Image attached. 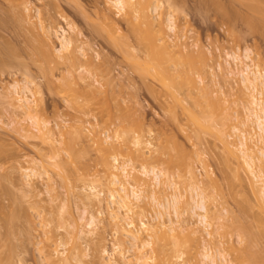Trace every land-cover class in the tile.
I'll return each instance as SVG.
<instances>
[{"label":"rangeland","instance_id":"1","mask_svg":"<svg viewBox=\"0 0 264 264\" xmlns=\"http://www.w3.org/2000/svg\"><path fill=\"white\" fill-rule=\"evenodd\" d=\"M162 1L161 15L166 17L169 11H175L178 23L182 27L183 33L180 32L182 40L179 42L186 45L185 48L181 47L183 53L188 55L191 52L200 51L203 54L201 66L203 69L193 74V77L199 87L207 85V90L212 92L210 97H204L206 100L208 99L207 102H203L204 98L198 95L199 98L201 97L200 102L194 104V101L190 100L188 96L185 97L186 93L183 89L175 88H178L177 85L173 87L170 84L172 88H166V86H162L163 83L158 77V79L154 77L156 74L153 75L154 73L151 71L152 75L151 73H142L144 71L142 67L145 66L146 60L149 61V53L145 47L146 40L141 42L145 41L144 46L138 42V38L141 41L145 37L143 33L146 32L140 28L143 32L141 33V35L143 34L142 38H140L138 28H136L135 34L139 33L140 37L130 33V31L134 32L131 30L133 26H130L114 7L111 8L107 0H19V2L17 0L15 2L18 5L8 0H0V59L2 57L3 61L0 63V205H2L0 207L3 208V211H0V253L8 256L12 254L13 264H48L45 258L52 255L53 259L50 262L53 263L50 264H66L65 258L69 255L72 257L71 264H78V260L83 264H101L110 258L107 254L104 256L103 248H107V251L114 258L116 257L113 244L120 238H117L120 233H116V229L114 226L112 227L109 217L106 215L105 199L109 196V189L112 186L105 165L102 163L104 162V158L101 159L103 156L100 155L102 153H107L106 157L111 163H115L113 157L117 155L120 163L130 162L132 166H129V170L131 169L134 176L138 173V175L141 174V167L144 164L149 167L154 166L162 171L165 168L164 172H169L170 176L174 174L171 178L175 176L170 181L175 184L177 182L178 191L188 198L191 196L190 186L194 185V180L189 178L190 171L188 173L187 171L188 169L194 170L197 180L203 181L201 185L197 184V186L206 189L204 192L209 194L207 201L211 204L209 202L207 204L212 209L210 218L213 220L214 229L218 232H215L213 236V239L217 237V241H214L216 250L221 249L228 264H240L239 262L259 264V260H254L255 258L249 260V258L238 257L246 256V251L250 250L251 252L253 248L250 246V249H243L244 246L247 247L248 244L253 243L250 242L252 239L249 237L251 240L249 239V243L246 244V240L242 238L243 235H246L249 230L252 232L251 229L255 235L259 231L256 229L258 228L256 223L264 222V206L261 201L264 198L260 199L262 196L259 195L263 191L260 193L254 187L245 167L240 164L241 162L236 156L228 151L224 140L214 134L215 130L205 131L199 127L196 130L197 127H194L196 125L191 115L193 113L200 116L204 114V119L201 118L203 123L206 119L208 121L214 119L212 124L216 122L215 124L221 125L222 122H226L227 126H224L226 130H232L236 125L240 126L238 121L244 116L243 110L250 92L245 90L244 93V88L239 85L241 83L239 78L228 73L227 70L235 69L236 64L233 59L227 57V54L244 55L249 50L250 59H254L252 64L259 67L264 73V32L261 35L263 28L260 26H264L261 19H264V11L263 16L261 14L264 8L261 9V15L257 13L261 18L257 17L256 19L255 17L258 15L253 14L257 22L261 19L262 24L258 22L260 24L258 26L261 28L259 31L256 30L259 29L257 26L255 29L241 19L242 12L246 15L253 13L250 7L248 8V4L247 7L243 5L246 4L244 1L222 0L225 1L224 4L227 1L228 5H224L225 8L221 5L222 9L231 8L228 10L229 15L233 17L231 22L224 20L221 17L222 14L218 13L220 11L216 12L217 5L213 6L215 0H174V2L172 1L173 5L171 1ZM217 1L215 2L218 3ZM222 1L220 2L222 3ZM229 1H234V3L230 4ZM260 5L264 6L261 2ZM203 9L211 12L206 13L202 11ZM232 9L235 13H232ZM234 9L240 10V20L236 13L238 11ZM20 10L24 12L25 17L18 13L22 12ZM19 14L22 16L21 18ZM243 14L242 18L246 17V15L243 17ZM253 15H250V18H253ZM247 17L249 18L248 15ZM165 29L168 33L166 27ZM64 30L67 31V36L76 41L72 50L58 54L57 50L60 48L58 37ZM170 34L173 33L169 32L168 37ZM169 40L172 41L170 38ZM118 41L122 44H119ZM79 48H83L82 53ZM84 53L86 56H82ZM4 60L8 61L4 62ZM138 63L141 67L137 65ZM3 64L5 65L3 66ZM80 64L85 69L80 70ZM137 67H140L142 71H139ZM85 70L89 72L87 73ZM90 71L93 73L91 74ZM80 74L85 76L84 78L87 77L88 80L81 79L83 77L80 78ZM88 76H93L92 80ZM27 80L33 82L32 88L36 92L38 117L42 125H46V128L49 129L47 135L50 137L38 134L39 132L34 129L32 122L24 115L22 116L21 110L17 107L19 102L16 100L17 96L14 95L15 92L11 85L15 83L23 85ZM88 84L92 85L91 88ZM96 84L97 86H95ZM263 84L259 86L261 93L264 91ZM96 87L98 88L96 89ZM220 88L226 94V98L221 99L223 102L216 99L218 94L220 96ZM101 90L104 93L99 95ZM86 91L87 93H85ZM244 94H248V97H245ZM90 95H93V98ZM113 95L117 97H113ZM83 96L86 100L82 98ZM195 96L197 95L195 94ZM260 96L262 97V95ZM183 98L188 99L184 100ZM91 100H95V103ZM197 114L194 115L199 117ZM108 116H110L109 119ZM217 117L220 118L219 122ZM208 121L207 123H209ZM217 128L221 129L218 125ZM96 130L100 131H98L99 134L93 133L97 132ZM194 130L199 131L200 133L196 132L199 135L202 133L201 136L194 135ZM124 132L129 139L127 142L124 141L126 140ZM95 135L99 138L102 137L103 144L108 145V148L105 146L101 148L104 150L103 152L97 146L98 138ZM109 136L111 139H107ZM136 136L141 137L144 142L140 147L135 146L132 142ZM196 136L201 140L198 141ZM95 137L96 141H94ZM148 141L152 142V146L146 144ZM92 142L94 143L92 144ZM115 145L116 147H114ZM97 148L99 151L101 150V153L97 151ZM137 150H141L142 153L139 151L140 155H138ZM173 156L180 162L172 163L173 160L175 161L172 159ZM182 162L185 164L183 165ZM169 163L176 166L175 169ZM186 163L192 166L188 168ZM177 164L179 167L180 165L184 167L179 168ZM27 168H30V172L29 169L25 171ZM208 171L211 176L207 175ZM26 174L27 176H25ZM239 174L240 176H238ZM161 179L165 182L164 178ZM213 179H217L218 181H215L218 184L215 181L216 185L212 183ZM151 182L148 179V183ZM167 183L169 184V182H165V184ZM94 185L97 187V191H101L100 197L105 202L100 207L101 209L97 207L99 206L97 203L96 206L93 205L91 187ZM162 185L156 188L158 198H161V194L167 196L164 192L168 190L169 193L171 192V189H168L166 185L164 188H167L165 189L167 191L163 192ZM258 185L264 186V182L259 180ZM108 187L110 188L108 189ZM143 187L142 185L139 188ZM219 189L221 190L219 191ZM160 190H162L161 193H158ZM148 191L142 193L147 202L150 194ZM145 203L141 202V206L135 208V213L138 216L137 212H139V217H136L135 214L132 215L135 216L137 223L140 218H143L140 214L144 210L146 211H144L146 217L143 218L145 221H153V218L156 217L152 206L148 205L146 208ZM98 208L103 212L106 211L103 213L104 217L98 215L101 220L98 221L97 232L87 241L79 240L75 244L72 241L73 231L76 228L83 229L90 214H98L100 211ZM17 209L22 212V215L18 221L17 218L14 219V224L11 223L13 227H10L12 233L9 232V234L11 233L9 236L6 231H9L8 223L10 224L11 221L7 220L12 216L9 215L10 212L16 213ZM14 210L17 211L14 212ZM190 213H188L189 215L185 214V222L189 221L193 225L191 226L189 222L187 225L196 228L197 225L194 226V224H196L197 217L192 215L190 217ZM217 213L222 215L220 219ZM232 213H236V215H232ZM8 215L10 217L6 220ZM193 217L194 219H192ZM4 221L6 222L4 223ZM193 221L195 222L193 223ZM183 224V226H187L185 223ZM240 224L244 227L249 224L251 229H247L249 225L247 228L242 227L244 231L246 230L244 234L241 228L235 229ZM261 224L259 225L261 226ZM190 227L187 226V228ZM254 229L256 230L254 231ZM47 232L48 234H46ZM241 232L243 234H240ZM261 232L263 230L256 234L261 235ZM253 234L251 236L254 237ZM202 235L207 240L205 234L202 233ZM254 238L257 236L255 235ZM262 238L254 239L256 249L254 246L253 252L264 253ZM180 240L185 241L184 238H180ZM200 241L199 246L206 243ZM194 245L196 244L194 243L191 248V257L187 258L186 256L185 258L187 264L202 263L200 255H198L201 251L200 247V251H197L198 249L195 248L198 247ZM236 260L239 262L237 263ZM249 261L252 262L249 263ZM262 261L263 259L261 263Z\"/></svg>","mask_w":264,"mask_h":264},{"label":"bare ground","instance_id":"2","mask_svg":"<svg viewBox=\"0 0 264 264\" xmlns=\"http://www.w3.org/2000/svg\"><path fill=\"white\" fill-rule=\"evenodd\" d=\"M8 1L17 4L15 2L17 0H8ZM168 1H171V4L174 2V0H168ZM175 1H177V0H175ZM215 1H217V0H215ZM215 1L213 2L214 3L213 6L217 5V7H216L217 11L216 12L220 11L218 13L220 15L222 14L221 17H223L224 20H227V22H229V21L231 22V18H233V17H231V15H229V13H228V10L231 8L228 9V7H227L228 5L226 4L227 1L225 4H224L225 1L223 2L222 0H218L217 1L218 3H216ZM220 1H222V3ZM234 1H231V2L234 3ZM241 1L246 2V4L244 3L243 5L244 6L246 5V7H247V4H248L249 5L248 8L250 7V9H251V11H253V13L247 14L249 16V18H248L246 13L243 14V12H242L243 17L245 15L247 17V18L244 17L245 18L244 19V18H242V14H240L239 9H234V10H237L239 13L238 12H236V13L238 15L240 14L241 19L244 20L245 22H247V24L250 25L251 27H253V28L255 27V29H256L257 27L259 28L261 26V28H263L261 31L262 32L261 35H263L264 26H262L260 24H262V22H264V19L261 18V16L259 17V14L261 12V9L264 8L263 5H260V2H261V4H264V0L263 1L262 0L261 1L260 0H240V2ZM18 2H19V0H18ZM107 2H108V4L110 3L111 8L114 7L118 11V13L122 14V16L124 17V20L127 21V23L130 26L134 27V28L132 27V29H131L134 32L130 31V33H132V34L134 33V35H136L138 37L139 33H140V35H141V33H143L141 31V29H143V31L146 32V33H143V34H145V37H144L145 39L142 38L143 34L141 35V37L139 35V37L142 38V40L140 41L138 38V42H140V44L144 45L145 41L143 43H141V42L143 40H146L145 43H147V44H145L146 46L145 45L144 46L146 47V50L149 53L148 54L149 61L146 60L145 66L142 67L144 71L141 70V68H140L141 66L138 63L137 65L140 66V67H137V68H139V71L141 70L142 73H144V72L151 73L152 72V73H154L153 75L156 74V76H154V77H156V78L158 77L160 79V81L163 83L162 86H166V88H169V89L172 88V86L170 84H172L173 87L177 85L178 88L177 87H175V88L177 90L183 89L184 93H186L185 97L188 96L190 98V100L194 101V104L199 103L201 97H203V98L204 97H210V94L212 92L210 93L209 90H207V88H208L207 85H203L202 87L201 86L199 87L198 84L195 82L194 77H193V74H196L197 72H199L203 69V68H201L203 54L200 51L199 52L194 51V52H191L190 54H188L189 55L188 56L187 54H184L183 51L181 50V47L185 48L184 46H186V45L179 42L180 40H182L181 35L183 32H182V27L180 26V24L178 23V19L176 18L175 11H169L167 13L166 17H163L160 13V10L162 8V2H163L162 0L161 1L160 0H107ZM231 2H230V4H232ZM175 4H176V2H175ZM199 4H200V2H199ZM221 5H223L222 6L223 8H225L224 5H227L226 6L227 9H222V7H220ZM174 6H172V7H174ZM185 6H186V4H185ZM20 11H22V10H20ZM183 11H184V8H183ZM202 11H205L206 13L211 12V11H207L204 9ZM232 11H233V9H232ZM263 11H264V9L262 10L261 14L263 13ZM156 12H157V15H155ZM18 13H20L21 15L24 16L23 11L18 12ZM198 13H200V12H198ZM232 13H235V12L233 11ZM254 13L255 14L259 13V14H257L258 16H256ZM263 14H262V16H263ZM21 15H20V18L22 17ZM212 15H213V13H212ZM240 15L238 16V18L240 17ZM250 15H253V18L255 17L256 19H257V17L261 18L262 22L260 21L261 19L260 20L258 19L259 20L258 22L259 23L261 22L259 24L255 18L254 19L250 18ZM216 16H218V15H216ZM234 16H236V15L234 14ZM239 20H240V18H239ZM224 23H225V21H224ZM258 24L260 26H258ZM70 25H71V23H70ZM165 27L167 28L168 33L170 32V33H173L174 35L170 34L168 37V33H166ZM74 28H76L75 25H74ZM74 28H73V31H74ZM136 28H138L140 30V31L138 30V32H139V33L137 32L138 34H135V31H137ZM228 28H230L229 25H228ZM261 28L256 29V30L260 31ZM134 29H136V30H134ZM66 32H67L66 30L62 31L60 36L58 37L59 41H60V48L57 50L58 54H60L64 51L72 50L71 48H73L75 45L76 40L70 36H67ZM75 32L78 33L77 31H75ZM79 32H81V31H79ZM180 32H182L181 35H180ZM78 34H80V33H78ZM232 34H235V33H232ZM169 38L172 41H170ZM112 39L114 41V38H112ZM119 44H122V43L119 42ZM120 47H121V45H120ZM122 47H123V45H122ZM35 50H36V48H35ZM80 50L82 53L83 48L82 49L79 48V51ZM8 52H10V51H8ZM9 55H10V53H9ZM250 55L251 54L249 53V50H247L244 53V55L243 54L237 55L236 53L235 54H227V57L229 59H233L234 63L236 64L235 69L231 68V69L227 70L228 73L230 75L232 74L233 76H237L239 78V80L241 82V83H239V85L244 88V93H245V90L250 92L249 97L247 96L248 94H244L245 97H248L249 99L248 100L246 99L247 103H246V106L244 107L245 113L243 110V114H244V116H242L243 118L242 119L237 118V119H240L239 120L240 122L238 121V124L240 123V126L236 125L233 127L232 130L231 129L226 130V128L224 127V126H227L226 122H222V123L220 122L221 125L215 124L216 123L215 122L216 119H215V121H214L215 123L212 124V121L214 119L211 121H208V119H206L209 123H207V121L204 120V123L206 121V124H204L203 121L201 120V118L204 119V114L201 115L203 117H201L197 113H193L191 116L194 119V122H195L194 124L196 125L194 127L195 128L197 127L196 130H198V127H199V129L201 128L205 131H211L212 132L215 130V133L214 132L213 133L215 135L217 134L220 139L224 140V143L226 145L225 147H227L228 151L231 154H233L234 156H236V158L239 159V161L241 162V163L240 162L239 163L245 167L246 172L248 173V175H250V180H251L252 184L254 185V187L256 189H258V192H260V193L263 191L262 192L263 195L259 194L262 196V197H260V199H261V198H264V186H259L258 183H259V180L264 182V98H262V97H264V93H263L264 91L262 90L263 91L262 92L263 94H262L259 86H261V84L264 83V73L259 69V67L252 64V63H254V62H252L254 59L253 60L250 59ZM82 56H86V53H84ZM97 57H98V55H97ZM76 58H78V57L76 56ZM1 59H2V57H1ZM1 59H0V63L3 62ZM79 59H81V58H79ZM79 59H78V61H81ZM7 61L8 60H4V62H7ZM71 61H73V60H71ZM81 64H80V66H81L80 70L85 69V68H83L84 66H82ZM88 64L90 65V63H88ZM133 64H135V63H133ZM227 64H229V63H227ZM4 65L5 64H3V66ZM222 65L223 64L221 63L220 66L222 67ZM154 70L156 73L153 72ZM92 71H93V68H92ZM82 72H84V71L82 70ZM86 72L88 73L89 71H86ZM86 72H85V74H87ZM90 73H91V71H90ZM152 73H151V75H152ZM82 74L85 75L84 73H82ZM98 75H99V73H98ZM81 76L82 75L80 74V78H81ZM85 76H82L83 78H81V79H86L87 77L84 78ZM92 77L88 76V78H91L90 80H92ZM95 77H98V76H95ZM234 78H236V77H234ZM86 80H88V79H86ZM172 81H173V83H172ZM96 82L98 83V80ZM169 82H171V83H169ZM32 86H33V82L30 80H27L26 83H24L23 85H21L19 83H15V84L11 85V88L15 92L14 95L16 94V96H17L16 100H17V102H19L17 104L18 106L16 104L15 105L18 107V109L21 110L20 114H22V116L24 115V117L26 119H28L32 122L34 129H36L39 132L38 134H41L42 136L47 137L48 136L47 134H49V132H48L49 129L46 128V125H42V123L38 117V110H37L38 105L36 104L37 103L36 92L33 90ZM89 86L91 88L92 85H89ZM89 86H88V88H89ZM95 86H97V84ZM98 87H100V86H98ZM98 87H96V89ZM262 87H261V89H263ZM88 88H86V89L89 91ZM243 88H242V90H243ZM176 89H175V92H176ZM258 89L260 92L258 91ZM219 90H220L219 91L220 96L218 94L216 99H218L217 101L223 102L222 100H224L226 98L225 97L226 94H224V92L222 91V88H220ZM13 91H12V93H13ZM219 92H217V93H219ZM85 93H87V91ZM102 93H104V92H102V90H101L99 95H101ZM195 94L197 96H195ZM179 95H180V93H179ZM198 95L201 97L199 98ZM260 95H262V97ZM84 96L82 98L85 99L86 96L85 97ZM115 96L113 95V97H115ZM88 98H90V97H88ZM92 98H90V99H92ZM187 99H184V100H187ZM115 100H116V98H115ZM205 100L206 99L204 98L203 102L208 101V99L206 101ZM94 101L91 100V102H94ZM199 105H201V104H199ZM86 106H87V104H86ZM90 106H91V104H90ZM204 110H206V109L204 108ZM194 114L199 115L200 118ZM238 114H239V112H238ZM109 117L110 116H108V119H109ZM210 117H212V116H210ZM209 119H211V118H209ZM219 119L220 118H218V120H217L218 122H219ZM17 122H18V120H17ZM217 125L221 129L217 128ZM80 130H82V129L80 128ZM196 130H194V135H199L197 133H200V132L196 131ZM76 131H78V130H76ZM87 131H88V129H87ZM87 131H85L86 134H88ZM96 131L97 132H93V133L96 134V133H98L99 130H96ZM123 131L126 132V130H123ZM227 131L228 132L230 131V132L228 133ZM81 133H82V131H81ZM227 133H228V135H227ZM79 134H80V132H79ZM201 134L199 135V137L201 136ZM126 136H127V134L125 133V137ZM44 137H42V138H44ZM48 137H50V136H48ZM123 137H124V135H123ZM123 137H122V139H123ZM125 137H124V139H125ZM127 137H126V140H124L126 142L129 140V139H127ZM97 138H98V140H97ZM97 138L94 141L97 140V143H98L97 146L99 149L103 148V146H105V148L108 146V145L103 144L104 140H102L103 139L102 137H100V138L97 137ZM196 138L198 141L201 140L197 136H196ZM225 138H226V140H225ZM107 139H111L110 136L107 137ZM230 139H232V140H230ZM108 141H110V140H108ZM132 142L134 143L135 146H138V147H140V145L142 146V144L144 143L143 140L141 139V137H139V136H136L135 138H133ZM93 143L94 142H92V144ZM108 144L111 145L110 143H108ZM146 144L148 146H152V142L148 141ZM114 147H116V145ZM98 148H97V151H99ZM118 149H116V150H118ZM73 151H75V150H73ZM103 151L104 150H102V152ZM108 151L110 152V150H108ZM139 151H141V150H137V152H139ZM111 153H112V151H111ZM141 153H142V151H141ZM102 154H100L101 156H103L101 159L104 158L103 159L104 162H102V163L105 165V170L108 174V177L110 178V185L112 186L111 189H109L110 187H108V189L110 190V194L105 199L106 205L104 204V206L108 212V213L106 212V215H108V217H109V222L112 225V227L114 226V228L116 229V233H118V234L120 233V235L117 236V238L118 237H120V238H118V240L116 238L117 241L115 242V244H113L114 248L112 247L113 251L116 254V257L114 258V256L111 255L107 251V248H103L104 249L103 250L104 256H105V254H107L108 256H110V258H109V260H106V261L104 260V262L102 261L103 263H101V264H187L185 258H186V256H187V258H188V256L191 257V255H190V254H192L191 248H193L194 243L196 244L194 246L198 247V248H195V247L194 248L196 250L198 249L197 251L201 250L199 252L200 254H198V255H200V258H201V260H200V262H202L201 264H228V260L225 257V255L221 252V249H218L219 250L218 251V250H216L217 248H215L214 241H217L216 240L217 237H214L215 239H213V236H214L215 232H217V231H216V229H214L213 220L210 218L212 216V214H210V210H212V209H210L208 204H207V202H209V201H207L208 200L207 195H209V194H206L207 192L206 193L204 192L206 189L204 190V189H201L199 186H197V184L201 185V183H203V181L197 180V177L195 175L196 172L194 170L188 169V171H187V173L190 171L189 172L190 174H188L189 178H191V180H194V185L190 186L191 187L190 188L191 196L188 198V196H186L185 194H181L182 193L181 191L180 192L178 191L177 182L175 184V182L170 181L175 176L173 178H171L172 175H174V174H172L170 176L169 172H164L166 170L165 168H164V171H162V170H160L154 166L149 167V165L144 164L141 167L142 170L140 169L142 171V172H140L142 174V175L140 174L142 177L140 175H138L139 173L134 176L131 169L129 170V166L131 165L130 162L126 161L127 162L126 163L124 161V163H122V162L120 163L119 159L117 158V156H118L117 155V156L113 157V160L115 163H111V162H109V158L107 159V157H106L107 153H102ZM135 155H136V153H135ZM138 155H140V152ZM173 157H172V159H175V157L174 158ZM173 162L177 163V162H180V160L178 161V158H176L175 161L174 160L172 161V163ZM178 164H177V166L179 167ZM182 164L184 165L185 163L182 162ZM172 165L170 164V166H172ZM187 166H189V165L187 164ZM187 166H186V168H187ZM191 166H189L188 168H190ZM172 167H174V165ZM175 167H174V169H175ZM180 167H182V165H180ZM28 169L30 172V168H27L25 171H27ZM168 169H169V167L167 168V171H168ZM170 170H171V167H170ZM185 172H186V170H185ZM209 173H210V171H208L207 175H209ZM104 175L106 177V174H104ZM25 176H27V174ZM209 176H211V175H209ZM209 176H207V177H209ZM235 176L237 177V175H235ZM238 176H240V174ZM143 177L146 179H144ZM161 178H164L165 182H169V184L168 183L165 184V182H163V179H161ZM239 178H241V177H239ZM148 179H149V182L152 181L151 182L152 184L148 183ZM215 180L218 181L217 179H213L212 183H214ZM216 181H215V183H216ZM161 184H163L162 188H164L165 187L164 185H166L168 189H171L170 193L168 192L169 190L168 191L165 190L167 188L163 189V192H164V190L168 192V193L164 192L167 194V196H165V194H164L165 197L162 196V194H161V198H164L163 199L164 201L160 197L158 198V195H156V193H157L156 188H157V186H160ZM216 184H218V183H216ZM142 185L144 186L142 188L143 190L139 188ZM262 185H263V183H262ZM149 188H151V189H149ZM148 190H150V191H148ZM220 190L221 189H219V191ZM146 191H148V193H150V194L152 193L151 195L149 194V196H148V199H149L148 202L146 200H144L145 197H144V195H142V193L146 192ZM161 191L162 190H160L158 193H161ZM91 192H92L91 197L94 199L93 205H95L97 203V205H99L97 207L100 208L101 206H103L102 204H103L104 200H102L103 198L100 197V195H102L101 191H99V190L97 191V187L94 185L91 187ZM209 197H212V196H209ZM261 201H262V204L264 206V199H261ZM141 202H143V203L146 202L145 207L148 205L152 206V210L155 212V215H156V217L153 218V221H151V220L145 221V219H143L146 217L145 216L146 213H144L145 210L142 211L143 213L140 211L142 213L140 215L143 218H140L139 219L140 221H138V223H137V220L134 218L135 216H132L133 214L136 215L135 208L138 206H141V204H140ZM0 206L2 207V205H0ZM1 207H0V211L1 210L3 211V208H1ZM17 210H14V212H16ZM11 211H13V210H11ZM105 211L104 212L102 210H100L99 212L97 211L98 212L97 215H93L92 212H91L92 214L89 213L90 217L88 218L84 228L83 229L76 228L73 231L72 241L75 244H77L79 242V240L87 241L91 236H93L97 232L98 221L101 220V219H99L98 215L101 217H104L103 213H105ZM18 212H19V210H18ZM18 212H16V213L10 212L11 214H9V215H12V216L10 217L8 215L6 218V220H7L8 217H10V219H8L7 221H9V222L11 221L10 224L8 223L9 227L7 226L9 231H6V232H8L9 236L12 233V229L10 231V227H13L11 225L14 224V222H15L14 219L17 218V221H18L22 215V212H19V214L21 213L20 215L18 214ZM188 213H190V217H192V216L197 217V219L195 218L197 221H196V224H194V226L197 225L198 227L196 226V228L195 227L191 228L190 227L191 223L189 221H187V223L189 222L190 225L189 224L187 225V223L185 222L186 220L184 219V216H185V214H188ZM16 214L19 215V218H18V215L16 216ZM137 214H138V216L136 215V217H139V212H137ZM217 214H215V215H217ZM0 215H1V213H0ZM215 215H214V217H215ZM218 215L217 216L220 219V217L222 215H220V214H218ZM232 215H236V213H232ZM192 219H194V217ZM5 222L6 221H4V223ZM194 222L195 221H193V223ZM247 222H249V221H247ZM259 222L260 223H258V222L256 223V225L258 227L256 229H257V231L259 230L256 233H260V230H263V232H264V229H263V227H264L263 223L264 222L263 221H259ZM11 223H13V224H11ZM183 223H185L190 228H187V226L186 227L183 226L184 225ZM236 224L237 223H235L234 225H236ZM250 224H251V222H250ZM259 224H261L262 227ZM238 225H239V223H238ZM248 225L246 224L245 227L247 228ZM240 226H236L235 229L241 228V231L243 230L242 232L244 233L246 231V230L244 231V228H245L244 225L242 226L240 224ZM251 226H253V225H251ZM242 227H244V228L242 229ZM260 227H261V229H260ZM8 229H6V230H8ZM247 229L248 230L251 229L250 225ZM256 229H254V231ZM251 231L253 232L252 229H251ZM9 232H11V233L9 234ZM242 232L240 234H243ZM249 232H250V230H249ZM249 232L248 231H247V233L245 232L246 235H243V237L241 235V237L244 240H246L245 241L246 244L249 243L248 240L250 238L252 239V240L250 239L251 243L255 242L254 239L256 240L258 238V240H259L260 237L262 238V236H263L262 239L264 240V233L263 232H261L262 233L261 235L260 234L257 235L255 233L257 238H254L255 237V235L253 234L254 232L253 233L250 232V234H249ZM70 233H71V231H70ZM202 233L205 234V236L207 237V240H206V238L203 237ZM251 233L254 235V237L251 236L252 235ZM46 234H48V232ZM247 234L250 236H248ZM197 235H198V237H196ZM259 235H260V237H259ZM247 237H248V239H247ZM180 238H184L185 241L180 240ZM200 239H201V241L206 242L202 246L201 245L199 246ZM256 242H258V241H256ZM259 242H261V241H259ZM252 244H250V245L248 244V246H247L248 248L246 246H244V248H243L244 250H245V248L250 249L249 247L251 246V248L253 247L251 252H250V250H248L249 252L246 251L247 253H245V251L242 249L243 253H245V255L247 257L240 254L241 257H238V258H241V259L242 258H244V259L249 258V260H252L251 258H255L254 260L258 259L260 261L259 262L257 260L259 264L261 263V260L263 259L262 263H264V253L262 254V252L258 253L256 251H255L256 253L253 252V250L256 249V245H255V243L253 245ZM263 245H264V243H263ZM254 246H255V249H254ZM258 246H259V244H258ZM199 247H200V250H199ZM201 248H203V249H201ZM233 249H234V247H233ZM240 249H241V247H240ZM113 251H112V253L114 254ZM257 251H259V250L257 249ZM130 253H132V254H130ZM63 254H64V252H63ZM261 254H262V256H260ZM2 255L0 253V258H1L0 264H13L12 254H10L9 256L5 255V254H2ZM102 255H100V256H102ZM52 256H48V258L47 257L45 258V259H47L46 262L48 264L53 263V262H50L51 259H53V258H51ZM3 257H4V259L2 261ZM71 260H72V257L69 255L65 258V263L71 264ZM254 260H253V262H254ZM238 262L239 261H237V263ZM250 262H252V261H249V263ZM54 263H55V261H54ZM239 263L242 264V262H239ZM243 263H246V262L243 261ZM78 264H83V262L78 260ZM197 264H200V263H197ZM251 264H253V263H251ZM254 264H256V263H254Z\"/></svg>","mask_w":264,"mask_h":264}]
</instances>
